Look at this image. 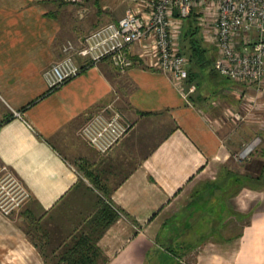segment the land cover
Instances as JSON below:
<instances>
[{
	"label": "crops",
	"instance_id": "obj_1",
	"mask_svg": "<svg viewBox=\"0 0 264 264\" xmlns=\"http://www.w3.org/2000/svg\"><path fill=\"white\" fill-rule=\"evenodd\" d=\"M131 1L0 0V164L29 192L20 210L0 211V264H264L262 114L251 126L258 143L238 158L243 134L219 103L203 105L195 93L191 102L185 80L159 70L137 43L123 74L74 52L79 73L49 86L44 73L63 47L79 48ZM111 102L132 126L101 155L76 131ZM65 155H78L84 172ZM117 164L105 196L86 173L109 181ZM104 206L117 216L102 228Z\"/></svg>",
	"mask_w": 264,
	"mask_h": 264
},
{
	"label": "built area",
	"instance_id": "obj_2",
	"mask_svg": "<svg viewBox=\"0 0 264 264\" xmlns=\"http://www.w3.org/2000/svg\"><path fill=\"white\" fill-rule=\"evenodd\" d=\"M145 5L128 8L116 20L91 31L83 45L75 49L71 42L64 47V57L45 71L49 86L55 87L81 70L74 59L87 57L89 63L108 59L120 71L132 65L129 49L139 44L153 57L156 67L181 83L188 75V59L180 45L184 19L191 13L202 37L214 43L216 72L236 83L255 84L258 92L264 84V0H142ZM194 86L190 87L193 90ZM245 99L241 93L240 97ZM18 114V112H16ZM236 120L243 118L233 113ZM130 121L111 104L91 113L82 127L84 137L99 153L110 150L130 129ZM18 197L0 211L9 214L29 197V192L15 177Z\"/></svg>",
	"mask_w": 264,
	"mask_h": 264
},
{
	"label": "rangeland",
	"instance_id": "obj_3",
	"mask_svg": "<svg viewBox=\"0 0 264 264\" xmlns=\"http://www.w3.org/2000/svg\"><path fill=\"white\" fill-rule=\"evenodd\" d=\"M130 3L131 4L129 6H131L133 8H136V5H139V6L145 5L144 2H142V0H134L133 1V4H132V1ZM185 20L186 19H184V21ZM183 27H184V24H183ZM199 32H200L199 37H200V35L202 37L203 30L201 28L199 29ZM89 33H87L84 36L83 40L85 39V37ZM202 39H203L202 40L203 47L207 48L206 55H207V59H208L209 63H206L205 62L201 66V64H193L192 65L191 61H189L188 62L189 63L188 64V69H190V71L192 73V77H191L192 79H190V77H189V80L188 81L185 80V82H186L185 83V86H184L185 89L183 87L182 88L186 92V95H188V97H189V99H190L191 102H192V100H194V98H193L194 95L193 94L195 93V94H200L201 95L202 99L205 102V103L203 102V105H205L206 103L213 104L214 101H216L215 103H217V104L219 103L217 107L219 109H222L221 118H225L224 120H227L228 121V125L230 124L231 130L237 129L239 131V135H242L243 134V136H244V137L241 136V138L239 139L240 141H243L244 144H242V147L240 148L237 157L240 158V159H243V160L244 159L247 160L248 155L250 154V152H252V150L255 147V142L258 143V141H256V137L251 134V126L254 125L253 119H254V117L258 113L259 114H262L264 116V84L262 85V91L261 92H258L257 85H255V84H243V83L240 84V83H236L235 82L236 84H238V86L237 85H232V87L233 86H237L236 88L238 90L237 92H238V97L239 98L237 100L236 96L230 95L229 93L231 92L230 91L231 89L228 87L229 84H231L228 81L230 79L227 80L223 76H220V74H218L216 72V70L213 68V62H214L215 58L217 57V51L215 52V45H214L213 42H211L209 40H204L203 37H202ZM82 45H80V47ZM139 47H140V45H139ZM76 49H78V48H76ZM140 49H141V47H140ZM73 52H75V51H73ZM64 56L65 55H63L62 57H64ZM73 56H74V54H73ZM62 57H60L59 59L55 60L54 62L59 61L60 59H62ZM74 59H75V57H74ZM138 60L144 61L143 58L142 59H138ZM194 62L195 63H198V60L197 59H194ZM132 63H133V61H132ZM113 67L120 74H123V72H125V71H120L114 65H113ZM128 85L129 84H127V83L123 85L124 86V88H123L124 91H122V92H120V91L116 92V94H118V96H119L118 97V100H117L118 101L117 102L118 104L119 103H121V105L123 104L125 90L128 88ZM192 86H194V88H193V90H190V87H192ZM241 93L243 95H245V99H242V96L240 97ZM234 99L237 101L238 105H236V106L235 105L234 106L229 105L228 106L226 104L230 100H234ZM225 100H226V102H225ZM109 104H111L114 108H116L113 102H111ZM106 105H108V104L106 103ZM102 108H104V106ZM98 109H101V108H97L95 111H97ZM234 112L235 113H239L241 116H243V118H241L240 120L234 119L232 117V114ZM89 115H87V117ZM86 121H87V118L78 127V129L76 131V136H78L79 140H81L82 142L85 143V145H86L87 148L88 147L89 148H93L89 144V142L87 141V139L84 137L83 132H82V127H83V125H84V123ZM131 126L132 125H130V128H131ZM261 129H264V127L261 128ZM249 146H250L251 149L247 150L246 148H248ZM87 148H86V150L88 151ZM107 152H105V153H99L98 152V153L102 155V154H106ZM137 155L138 154L136 153V156ZM65 156L67 157L69 163L73 166V168L77 172H81V171L84 172V163L79 159V156L78 155L77 156H74V155H65ZM136 156H135V154H133L132 158L134 157V159H135ZM130 157H131V155H129V157H128V161L129 162L132 161V158H130ZM123 162H124V160H123ZM115 166L112 167V169H110L111 171L109 170L110 173H106V176H107L106 178H110L109 181H102L101 180V177H100V174H98L99 175V184H96L94 181H92L89 178V180H91L90 182L95 187L99 188L100 191L105 196H107V192L112 188V186L114 184H116L117 181H114V180H116L117 178H119V175L118 174H121V172H122L123 164H119V165L117 164ZM93 169H95V168H93ZM114 174H115V176H113ZM86 176H87V173H86ZM112 176H113V178H112ZM15 177L16 176L13 174V172L11 170H9L7 167H5V166H3V165L0 164V200H2L4 203H6L10 197H18V195H19L18 194V187L15 185V182L12 183V181H13V179H15ZM101 185L104 186V189H106V191H104L100 187ZM27 199L28 198H26L25 200H23L20 203V205L18 207L14 208L12 211H10L9 214L13 213L14 211L20 210L22 207H24V204H26L25 201H27Z\"/></svg>",
	"mask_w": 264,
	"mask_h": 264
},
{
	"label": "trees",
	"instance_id": "obj_4",
	"mask_svg": "<svg viewBox=\"0 0 264 264\" xmlns=\"http://www.w3.org/2000/svg\"><path fill=\"white\" fill-rule=\"evenodd\" d=\"M97 28V27H96ZM199 27L196 25V20L194 18V15L191 13L188 17H186V20L184 21V27L181 33L180 38V45L181 49L187 56L188 62L191 61L193 64H201V66L206 62L209 63L207 59V48L203 47L202 43V37L200 35L199 37ZM216 52V48H215ZM194 59L198 60V63L194 62ZM197 66V65H196ZM192 79V73L190 69H188V75L185 80ZM226 78V77H224ZM228 79V78H226ZM264 156V155H263ZM87 176H89L91 179L93 178V175L90 172H87ZM263 179H264V173H263ZM94 181V178L92 179ZM96 184H99V181H94ZM104 191V186H100ZM109 191L107 192L108 195ZM109 213V214H108ZM108 215L106 221L103 223L102 228H105L107 224H109L111 221L115 219L117 216V213L113 212L111 209H108V207L104 206L102 208V215Z\"/></svg>",
	"mask_w": 264,
	"mask_h": 264
},
{
	"label": "bare ground",
	"instance_id": "obj_5",
	"mask_svg": "<svg viewBox=\"0 0 264 264\" xmlns=\"http://www.w3.org/2000/svg\"><path fill=\"white\" fill-rule=\"evenodd\" d=\"M248 150V148H246Z\"/></svg>",
	"mask_w": 264,
	"mask_h": 264
}]
</instances>
